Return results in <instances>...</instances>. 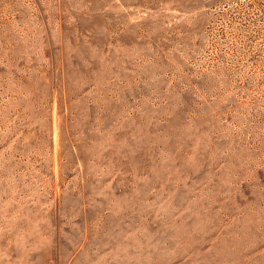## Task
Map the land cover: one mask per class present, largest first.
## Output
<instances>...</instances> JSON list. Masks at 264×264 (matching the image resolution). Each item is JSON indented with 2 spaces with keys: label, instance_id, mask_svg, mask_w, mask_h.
<instances>
[{
  "label": "rangeland",
  "instance_id": "1",
  "mask_svg": "<svg viewBox=\"0 0 264 264\" xmlns=\"http://www.w3.org/2000/svg\"><path fill=\"white\" fill-rule=\"evenodd\" d=\"M0 264H264V0H0Z\"/></svg>",
  "mask_w": 264,
  "mask_h": 264
}]
</instances>
